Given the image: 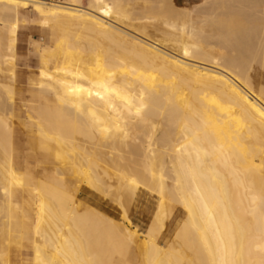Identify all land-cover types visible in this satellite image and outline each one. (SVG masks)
<instances>
[{
    "label": "bare ground",
    "instance_id": "obj_1",
    "mask_svg": "<svg viewBox=\"0 0 264 264\" xmlns=\"http://www.w3.org/2000/svg\"><path fill=\"white\" fill-rule=\"evenodd\" d=\"M129 1L0 0V264H11L10 244L29 230L34 264H106L121 244L135 247L139 264H264V86L251 74L256 64L264 69V0H171L161 31L141 23ZM241 1L256 33L248 62L234 54L248 44L247 26L239 37L219 19ZM29 25L49 28L56 41L33 44L38 108L16 98L19 30ZM24 109L32 149L53 165L51 181L15 160L13 122ZM13 186L35 200L31 227ZM87 187H115V198L103 193L121 207L118 220L84 202ZM143 195L156 208L140 233L125 203ZM174 204L185 218L162 245ZM52 220L61 225L52 224L54 236L45 228Z\"/></svg>",
    "mask_w": 264,
    "mask_h": 264
},
{
    "label": "rangeland",
    "instance_id": "obj_2",
    "mask_svg": "<svg viewBox=\"0 0 264 264\" xmlns=\"http://www.w3.org/2000/svg\"><path fill=\"white\" fill-rule=\"evenodd\" d=\"M200 1H202V0H200ZM200 1H198V3H200ZM244 2L245 1H241L240 4L241 5L243 4L245 6ZM246 3H248V2H246ZM175 4L177 6H181V7L194 5V4L179 5L177 3H175ZM240 4L236 5V6L238 7V6H240ZM243 5L241 7H238V8L235 5H233V7L225 6V8H227L229 10L228 13L233 14L230 16H233L234 18L232 19V17H230V19H229V16H228L226 19L225 17L228 14L226 16H224L227 13L226 12L227 9H225L224 11L223 10L220 11V14H223V12H225V13L223 15H221V17L219 19L221 21H223L224 23L226 22L225 24H230L232 26L233 30L236 29V32H234V33L239 37L242 35L241 32L244 33L245 31H247L246 28L249 30V33L251 36L244 38L245 43L248 42V44H246L244 48H239L234 53L236 57L247 58L248 59L247 62H248V61L252 60V57H253L252 46L256 41V33H255L253 27H250L249 22L245 20L247 18L248 13H250L251 9L248 10L249 7L246 8L248 4L245 7ZM129 7L131 9L133 8V10L136 12V14L139 18L144 19L141 21V23H146L145 21H147V23L150 24L155 31L156 30L161 31V29H163V27H162L161 23L159 22V19H161L162 16L164 17L166 15L165 13L172 7V3H171V0H131V2L129 1ZM209 24L210 23L206 24L208 27L207 28L208 30L210 29ZM154 25H156V26H154ZM243 25H244V27H241ZM29 26H25L26 28L24 27V28H21V30H19V41H18L17 50H16V54H17L16 59L17 60H15V62H14L15 65L14 64L13 65L18 70L17 71L18 72V74H17V81H18L17 85L19 86L18 88H20L22 92H19V94L16 95V98L22 97L28 106H31L33 108H38V104L36 103L35 100H36V97L38 96L39 84H40V79H41L40 66L42 64H41L40 57H38V55L35 52V46L33 44L39 43V44H45V45H50V46H52V45L56 46L55 45L56 41L52 37L51 30L49 28H45V27L43 28L39 25L38 26L37 25H32V26L29 25ZM245 26H247V27L245 28ZM156 27H157V29H156ZM239 31H240V34H239ZM255 69L256 70L252 71V73H251L252 77L256 83L257 88L262 87V86H264V69L261 68L259 66V64L255 65ZM3 82L5 83V80H4V78H2V75H1L0 76V91H1L0 96H1V98H2V91L5 93V90H2V83ZM52 96H54V95H52ZM30 125H31L30 122L27 120L26 110L25 109L23 111L18 110L17 111V118L13 122V134H12V139H13V144H14L13 153L15 156V160L17 159L16 162L19 163V165L22 169H24V170H25V168L30 169L28 167H31L32 170L39 173L40 175H46L45 177H47V179L49 181H51L55 176L53 165L50 161L46 160L43 156L39 155L35 150L32 149L31 140L28 137ZM80 139H81V137H80ZM2 150L3 149L0 146V186L2 184V181L4 182V178H3V174H2V172H3L2 168L4 166L2 167V164L4 163V161H5L4 159L6 158L5 152ZM38 155H39V157H38ZM4 156H5V158H4ZM35 159L36 160L38 159V163L35 162ZM23 167H25V168H23ZM66 175L68 176V174H66ZM139 175L141 177H143L144 174H139ZM144 180H146V183L149 185L150 189H152L151 188L152 186L155 187L158 184V178L157 177H154L152 179L151 178L147 179V177H145ZM148 182H150V183H148ZM156 182H157V184H154ZM152 184H154V185H152ZM1 187H0V191H2ZM154 187H153L152 191H154ZM87 189H88V191H86V192L83 191V194L81 196V198L84 199V202L93 206L94 208L101 209L102 211L104 210L105 213H107V215L110 217H113L116 219L118 218L117 215L119 214V211H121V207H119V204L117 202H115V203L113 202V199L117 196V191H116L115 187H113L111 190L106 188V189H108L107 191L102 190L103 192H105V194H109L110 196H112V194H114V198H111V199H109V197H106L102 191H101L102 193H99L96 189L92 188L93 191H91L92 189L89 187H87ZM156 189H155V191H156ZM13 190H14V195L16 197V199H15L16 203H23L24 202L23 203V205H24V210H23L24 220H26L28 222L29 226L31 227L32 222H34V220L36 218L35 211L32 208V205H34L35 200L32 199L31 197H29L28 194H26V193L23 194L21 187L13 186ZM99 194H101V195H99ZM103 194L106 198L103 196ZM153 194H154V196H156V193H153ZM98 197H100V198L103 197L101 199H103L104 202L99 201ZM143 197H142L143 199L142 198L138 199L135 197V198H133L134 199V201H133L132 197L130 196L129 197L130 199H128L129 201L127 203H125L126 208L130 206V210H129V208H127V209L130 211V212L128 211L129 212L128 215H129V217L131 216L130 219L132 221V224H133V226H136L137 231L140 233L147 232V230L149 229V226L153 223L154 217H155V216H153V215H155L154 214L155 211H153V210H155V208H156V202H155L156 200H153L154 199L153 197H149V196L147 197V195H143ZM111 200H112V202L110 203L109 201H111ZM131 201H132V203H131ZM149 201H150V203H149ZM152 204H153V206H152ZM131 206H132V208H131ZM144 206H146V207H144ZM173 208H174L173 215H171L172 217H169L167 219L168 222L166 224V227L163 229L164 233L162 232L159 236V238H160L159 243L162 245L167 244L172 239V236H173L175 230L178 228L179 224L185 218V213L183 212V210L180 206H178L177 204H174ZM148 209L151 211H149ZM146 210H147V213L152 212L151 215L147 214ZM143 211L145 213H143ZM31 216H32V218H31L32 221L29 220V217H31ZM49 222H50L49 225H47V223L44 222V223H46L45 228L48 230V232H49V234H51V236L52 235L54 236L52 230L57 228L58 225H59L58 227L61 226L60 221L52 220ZM57 223H58V225H56ZM52 224L56 225L55 228H53L54 226L52 227ZM57 229H58L57 231H59V228H57ZM66 229H71L73 234L76 232V230H74L73 227L69 228V226H67ZM55 231H56V229H55ZM33 234L34 233L29 230L23 234V236L21 238V243H11L10 244L9 248H10L11 264H34V256H35L34 245L35 244H34V240H33L34 239ZM76 234H79V232H77ZM78 236L76 235L74 237V235H73V239L77 240L78 242L80 241L79 243H82L83 238H81V235L79 237ZM40 238L41 237H39V239ZM82 247H84V246L82 245ZM79 248L80 247L77 246V249L75 248L77 251L74 252L73 254L76 253V255H78L80 250H83V249H81V248L79 249ZM107 249H109V247ZM83 252H84V254H83L84 257L87 254V252L85 253L84 250L81 251L80 252L81 256L79 255L80 256L79 258L81 260L83 258V255L81 253H83ZM110 254H111L110 252L107 253L108 256H111V257L114 256L110 261L112 264H127L126 259H127L128 255H129V261L131 262V264H139L140 256H139V253L136 251L134 246L131 249H127V247L125 245L121 244L118 248V252L114 253L115 255H113V254L110 255ZM108 256H106V259H105L106 264H109L108 263V261H109ZM76 257H78V256H76Z\"/></svg>",
    "mask_w": 264,
    "mask_h": 264
},
{
    "label": "crops",
    "instance_id": "obj_3",
    "mask_svg": "<svg viewBox=\"0 0 264 264\" xmlns=\"http://www.w3.org/2000/svg\"><path fill=\"white\" fill-rule=\"evenodd\" d=\"M47 1H57V0H47ZM179 4V5H191L198 3L200 0H173V2ZM88 3V0H83V5L86 6Z\"/></svg>",
    "mask_w": 264,
    "mask_h": 264
}]
</instances>
